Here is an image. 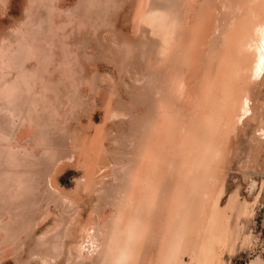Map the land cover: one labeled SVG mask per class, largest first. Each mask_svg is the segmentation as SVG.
I'll list each match as a JSON object with an SVG mask.
<instances>
[{"label":"rangeland","instance_id":"374dc122","mask_svg":"<svg viewBox=\"0 0 264 264\" xmlns=\"http://www.w3.org/2000/svg\"><path fill=\"white\" fill-rule=\"evenodd\" d=\"M6 1H8V3ZM55 1L56 6L53 7V4L55 5ZM55 1L53 0V3L52 0H49L48 4L50 7L52 6L55 15L59 17V21L61 23H66L65 27H61L62 25H59V22L54 20L50 22V24L52 23L54 26V29H52L53 31L51 29L48 30L41 28L43 29L41 32L39 26H33L30 28V30L32 31V34L35 33V36L37 37L36 38L27 33L28 24L26 26V23H21L22 21L24 22V20H27L24 18L28 14L27 9L30 11V8H34L31 6L27 8V5H29V0H0V36L14 33L17 35L16 33H19L18 35L21 37H19L20 39L17 37V43H19L17 46H21V49L23 46L24 55L22 56V60L28 61L23 63L24 65L22 69L25 71V75H28V78L26 79L23 76L24 73H21L23 71H20L19 75H22V80L17 81L22 82L20 83L21 86H24L22 84L26 83L28 88L25 85V90L29 89L32 91L33 88V90L36 89L35 91H37L38 89L42 90V87L46 89V93L43 89V95H40V97H42L41 102H43L42 107L44 106V109L46 112H48V114H50L52 111V115H58L59 117L54 118L50 114V116L47 117L48 119L43 117V120L46 119L44 122H53L54 124L58 123L56 126L54 124L53 125L57 131L59 130L58 132L60 133L57 139L58 142L56 145H54V150L52 153L49 148H46L44 152L41 148L37 149L39 151V155L43 153V157L40 156L42 157L41 160L43 158L45 160V162H39L42 164V174L40 175L37 184H35L33 181L30 182L32 189H36L38 192V201L36 202L35 200H31L30 202L28 199H31L33 194L27 189V187H24L25 185H21L23 189L19 186H17L15 190L13 187H10L11 194L10 192L6 193L5 203L3 205L0 204V264H42V259L30 253V251L33 249L32 246L37 242L36 240H44L48 236H51L53 239V242H50L53 247V253L45 254L55 257L54 260L51 261V264H95L93 263L94 260H97L96 264H100V257H98V254H96L94 251L96 250L97 252H101L105 250V247L101 246L105 240H97V238H100L98 236L99 229H101L103 226L105 227L106 225V229H109V222H112L113 216L116 212L115 208L112 207L114 201H112L111 195L115 194L116 197H119L116 195V193L123 194L126 187L124 183L119 181L120 178L116 179L114 176H112V174H108L106 176L104 173L105 170L111 168L119 169L121 170L122 177L124 179L131 174L134 164L136 163V158L141 157L143 154L140 147L143 143V139H147L146 133L150 128L151 123V121H149L147 118H150L149 115H153L154 118L157 109V101L161 98V96H166L172 101L174 106L176 105V107H178L180 111L179 116L185 115L186 117H189L192 114L197 113V106L194 105L193 102H195L194 100L199 96V94H202V90H204L203 88L206 83L208 86L207 90L210 88V76L214 75L217 69L215 66L217 63L216 53L219 51L220 46L224 44V37L221 31L223 30L224 33L226 31L228 32L231 29V23L233 24V18L239 16L236 13L237 5L239 4L237 0H190L189 11L187 14H185V17L188 20L186 24L187 31L184 32L183 36L187 35V32L190 31L193 25L198 27L200 30L198 37L203 35L206 36L205 40L196 41L200 46L199 53L193 51L191 42L195 41L185 39L184 42H186V47L181 53H179L176 57L174 56L175 54H173L169 57L160 59V57H158L159 44L157 39L149 34V30L147 28L143 26L140 28L138 25H134L136 22L133 21L132 13H135L136 10H138L137 8H141V6H143L145 3L173 6L181 5L183 0H150L149 2H146V0ZM89 2L96 5L92 7L89 5ZM37 3L38 5L40 3V8L48 9V4L45 3V7H43L42 2L38 1ZM100 4L108 5L110 12H107V14L103 10L102 12ZM38 5L36 4L37 7ZM1 7L5 13L1 12ZM39 7L35 9L40 12ZM89 8L93 10L92 13L85 12V10H90ZM95 8L99 11H97ZM52 9L50 10L51 12ZM38 11L37 13H39ZM79 11L80 14L78 15ZM32 12H29V14H33L34 16L37 14L35 10L33 13ZM101 12L105 14H102ZM33 15H31L32 18L30 17V21L34 20L40 23L43 20L41 24H44L45 19L42 17V15L38 14L40 17L36 15L37 18H39L38 21ZM212 17H214V19H212ZM61 18L64 21H61ZM71 18L72 20H70ZM85 19H87V21L89 20L88 25L87 23L81 21H85ZM207 23L210 24L207 25ZM68 25H75V27H69ZM89 25L90 27L92 25V29L89 27ZM80 26H88V28H83L82 30L85 29L83 32L80 30L82 28H80ZM76 27H79V30ZM65 31L66 33H64ZM52 32L53 34H51ZM75 32L77 35L72 37ZM85 32H89V37L87 36L88 33ZM63 35H69L70 37ZM79 35L80 37L77 38ZM81 36L83 37L81 38ZM262 36L264 39V33ZM84 37H88L89 39ZM70 38H75V42L77 39L80 40L81 38V41L79 44V40H77V43L73 42L75 44L72 46L71 41L74 40H71ZM84 39H88L87 44H85L87 41ZM18 40L23 43H20ZM93 45L94 47L96 45L97 50L93 48L96 50V52L100 48L99 55L101 56H97L98 54L95 55L97 56L96 59L98 68L96 69L98 70V73L95 75L93 83L88 85V87L85 84H78L81 85L79 87H77V85L74 86V82L77 81L76 76H78V74L75 75L72 70L70 71L72 68L71 63H69L70 65L62 63L61 51H65L67 54H69V56L73 57V61L76 57L82 58V55L85 57L83 53L84 50L88 54L92 53ZM31 46H33L36 50L33 51ZM77 46H79L78 49L76 48ZM90 46H92V50L90 49ZM49 47H51V49ZM81 47L83 51L79 50ZM28 51H30V53ZM36 51L38 52L36 58L33 59L28 56V54L31 55L32 52L35 54ZM80 52H82V55L79 54ZM48 53L49 55H47ZM51 53L52 56L50 55ZM94 53L95 52L92 54ZM241 53L242 52L238 53V58L241 56ZM58 57L61 59H58ZM260 57L262 59L260 66L255 70V72H253L249 82L243 85L245 94L240 100V103L237 104V121L231 125V128H228L230 126H227V129H225L227 131L225 132L224 130L225 135L223 131L222 133L220 132L221 135L223 134V138L216 140H219V143L217 144L220 146L217 145L219 148L215 146L218 152L215 153L211 164V167H213V165L217 167H213V171L216 173V176L214 175L215 178L212 176V179L209 180L210 182L214 183L217 188L223 187V195L221 196L219 206L224 209V206H230L229 202L231 201L232 206L231 208L226 207L227 209L225 208L223 213L219 214L220 216L215 217V219L217 218L214 223L215 228H213V232L211 233L213 235L210 237L212 240L211 242L207 243L211 249H209L206 245V247L209 249H207L209 253L213 252V254L210 253V257L213 259L215 258V264H264V48ZM27 58H29L30 61ZM42 58H45L47 62H45V59H43V61ZM121 58L123 61H121ZM48 59H51V64ZM52 60H55V62ZM56 61L57 64H59V62L60 64L62 63L61 68L60 64L56 65ZM86 61L88 62L85 63L92 65V60L86 59ZM43 62L44 64L42 66ZM34 63H37V65L40 63L39 67L47 74V76L50 75V78L48 77L46 80L42 78L43 81L40 79V77H38L37 79L41 80H38V86L36 82L32 81L33 79H30L27 82L29 77H32L29 75H31V72H33L32 67L35 65ZM45 63H48L47 65L49 66L47 67ZM123 63H129V66H122L121 64ZM177 64H181V66L183 65L185 67V71L181 70L185 77L186 92L188 93V95L185 94L184 98H182L183 96L178 98V96L172 95V90H170H174L172 86V81L174 80L170 79L171 71L173 68H175V66H177ZM67 66L69 71L67 70L68 72H65V75V73H61L60 70L63 69L64 71L65 67L67 68ZM10 68H12V70ZM10 68L7 70L9 77L12 75V78H17L14 73L15 69L13 68V65ZM57 72L60 75H58ZM62 75L66 77L63 80ZM148 75L153 76L157 87V91H153L152 96H150V92L148 93L149 96H145V92L148 90L145 88V82L147 84ZM57 77H59L61 80H58ZM18 78H20V76ZM23 80H26V82H23ZM167 81L170 83V87L160 89L161 87L166 86ZM39 82L41 84H39ZM71 82L74 84H71ZM44 83L46 85L45 87L43 85ZM32 84H35V88ZM47 85L50 86L53 91L52 89L49 90L50 88ZM82 85L85 86L83 87ZM53 86H56L57 89L54 90L55 88H53ZM73 89H77L81 92H78L77 90L76 92ZM159 90H162L161 93L164 92L170 94H159ZM50 91L55 94L51 93ZM79 93L81 94V96L79 95L80 97L77 95ZM88 93L92 96L95 102H88V100L85 98L86 94ZM212 94L215 96L216 100L221 97V94H219L218 90L212 89ZM52 95L56 96L57 101H54V99L51 97ZM68 95L71 99L67 97ZM48 97L50 98L47 99ZM64 97H66L67 100ZM73 97L79 101L82 100V104L84 102V104H81V107L79 108L80 111L72 104L71 106L69 105L72 109L68 106V104L73 103ZM131 99H134L135 101L134 107L128 105V102ZM2 102L3 99H1L0 104ZM147 108H150L151 110H147ZM172 108L174 109V107ZM77 109L79 111L78 113H76ZM205 112L206 113L204 114L211 115L213 111ZM74 114L75 116H73ZM56 119L59 121L57 122ZM173 120L174 123H177V127L175 126L174 130L178 131V128H180L179 117L174 116ZM68 124H71L69 125L70 131L66 132L65 126ZM1 128L0 131L2 134H0V136L2 137L0 138H7L8 135ZM25 128H27L26 130L28 132L24 134V137L30 138L29 140H32L33 134H31V132L33 133L35 128L33 127V130H31L30 127ZM71 132H73L72 134L75 135L72 136ZM4 133L7 137L4 135ZM177 135L178 134L176 133H169L166 134L165 137L167 139H174ZM6 146H8V144H6ZM24 149L35 153V150L32 148L26 147ZM217 153L218 155H216ZM168 154L170 153L167 152L165 158L168 156ZM173 155L174 154H172V156ZM172 156L169 155L168 158L171 157V160H173L172 158L177 157V155H174L173 157ZM91 162H93L94 170H89L87 167L88 163ZM30 171L32 170L30 169L28 171L29 176L31 179H34L35 177L32 176L35 174V171L32 174ZM18 188L23 190H21L24 194V197L22 198H27L29 205H31L32 208L40 213L37 219H33V217L35 218V214H31L32 217L29 215L31 218L27 219L26 221V217L28 216L29 212L27 213V216L26 213L20 212L21 209H19V207L22 205L23 201L19 200L23 199L18 198V202L15 198V192L17 193L16 190H18ZM21 191L18 190L19 193H21ZM25 191H27L26 194ZM208 194L211 195L210 191ZM28 196L30 197L28 198ZM229 197H231V199ZM8 199L9 201H7ZM159 204H156V206L159 205V209L161 206V212H158L159 209L156 207L152 208L158 212V217L156 212L153 213L154 210H152L153 212H150V214L154 215L155 219H159L161 214V217H163L165 214L162 203ZM202 216L197 215V219L200 218L199 221H201V224L197 225L194 223L191 231L185 238L188 247H183L184 250L181 249V252H185L183 254H179L181 255L179 259L184 264H189L188 262H190V254H187V252L190 253V247H193V245L195 246V244L198 242V234H201L199 232V228L205 225V222L207 221L205 217L201 219ZM88 219H90L91 223L89 226V232H82L85 226L84 222H86ZM203 220H205L204 224L202 223ZM22 221L26 222H24L25 225H27V222L29 221L28 227L25 225L23 226L24 223ZM19 226L22 228H19ZM32 227L33 229H31ZM29 229L32 230L31 233ZM95 229L97 232H95ZM154 230L156 231L155 234H157V238L154 241H150L154 242L155 246L157 247L159 243V232L155 228ZM12 232L14 234H19H15L14 236ZM8 233L9 236H7ZM11 233L14 237H11ZM25 236L27 237L25 238ZM212 236L215 237L213 238ZM96 240L97 242L95 243ZM16 242H20L19 244L22 245L20 246L18 244L17 246ZM152 242L149 249L152 248L153 251L157 252V249ZM210 243L213 244L210 246ZM23 245H26L27 247ZM79 245L83 247L80 246V248H78ZM77 251H79V254ZM119 251L121 254V249ZM145 251L147 250H137L136 254L134 255V257H137L132 259L130 258L132 262H129V264H137L138 261L140 262L142 260L143 256L145 258L150 254L149 252H151V250L147 251L149 254L146 253L145 256ZM76 255L79 257L78 260L83 262H75ZM154 255L156 256V254H153L152 256L149 255L152 258H143L144 262L146 259L149 261L144 263L142 260L141 263H155L156 257ZM138 256H142L141 259H139ZM153 258L155 260L151 261Z\"/></svg>","mask_w":264,"mask_h":264},{"label":"bare ground","instance_id":"6f19581e","mask_svg":"<svg viewBox=\"0 0 264 264\" xmlns=\"http://www.w3.org/2000/svg\"><path fill=\"white\" fill-rule=\"evenodd\" d=\"M38 1L42 2L43 7H45L44 6L45 3L46 4L49 3V0H45V1L44 0H29V5H27L28 6L27 8H29V6L34 7V8H30V11H28L29 9H27L28 14L24 17L27 20H24V22H23L21 19V21H22L21 23H26L25 24L26 26L28 24V26H27V33L28 34L32 35L33 37H36L35 33L32 34L31 33L32 31L30 30V28L33 26H39L41 32L43 30L41 28H45L48 30L54 29L53 28L54 26L52 25V23L50 24V22L52 20L59 22L58 24L62 25L61 27H65L66 23L65 22L61 23L59 21V17H57L55 15V12L53 11L52 6L50 7V5L48 4V9L47 8H45V9L40 8L39 7L40 3H39V5L37 3ZM149 1L150 0H146V2H149ZM237 1L239 2V4L237 5L236 13L239 16L233 18V24L231 23V29L228 32L226 31L224 33L223 30L221 31V33L224 37L223 38L224 44H222L220 46L219 51L216 53L218 58L216 57L217 63L215 64V66L217 67V69H216V72L214 73V75L210 76V88H209V90H207L208 86L206 83L204 88H203L204 90H202L203 91L202 94H199V96L194 100L195 102H193V104L197 106V113L192 114L189 117H186L185 115L179 116L180 111H179L178 107H176V105L174 106L172 104V101L169 100L166 96H161V98L157 101V109H156V114H155L154 118H153V115H151V116L149 115L150 118H147L149 121H151V123H150V128L148 129V131L146 133L147 139H143V143L140 147L143 154L141 155V157L136 158V163L134 164V168H133L131 174L127 178L124 179L122 177L121 170H119V169L111 168V169L105 170L104 173L106 176L108 174H112V176H114L116 179L120 178L119 181L124 183L126 187H125V192L123 194L116 193V195H118L119 197H116L115 194L111 195V197H112L111 199L115 203V204L113 203V206L112 205L111 206L115 208L116 212H115V215L113 216L112 222L110 223L108 221L109 222V226H108L109 229L108 230L106 229V227H107L106 224H105L106 225L105 227L103 226L101 229H99V235L98 236L100 238L99 239L97 238V240H101V241L105 240L101 245L102 247H105V250H103L101 252H97L96 250L94 251V252H96V254H98L97 256L100 257V264H122V263L123 264H129V262H132V260H130V258L132 259V258L137 257V256L134 257V255L136 254L137 250L139 251V249H141L142 251L143 250H147V251L151 250V252H149L150 254L147 251H145L144 252L145 256H146V253H148L150 256H152L153 254H156V256L154 255L156 257V260L154 258L151 259V261L155 260V263L153 262V264H184L182 261H180L179 257H181V255H179V254L182 253L181 249H183V247L184 248L188 247L186 244L185 238H186V236H188V233L191 231L193 224L194 223H196L197 225L201 224V221H199L200 218L198 217L199 219H197V215H201V216L203 215L201 217V219L203 217H205L207 221L206 222H205V220L202 221L203 224L205 222V225H203L199 228V232L201 234H198L199 236L197 235L198 236V242L195 244V246L193 245V247H190V250H189L190 253L187 252V254H190V256H189L190 262H188V263L189 264H213V262L215 261L214 260L215 258L213 259L212 257H210V255L213 254V252H210L211 254L209 253L208 250L211 248H209V246H208L209 244H207V243L211 242V240H212V238H210V237H211V235H213V234H211L213 232V228H215L214 223H215V220L217 219V218L215 219V217L220 216L219 214L223 213V211L226 207L231 208V206H232V204H231L232 201L229 202L230 206L229 205L224 206V209H222L219 206L221 196L223 195V187L217 188L214 185V183L210 182V180H209V179H212V176L214 178L216 176L215 175L216 173L213 171V167L215 165H213V167H211L213 157H214L215 153L218 152L216 150L215 146L218 148L220 146L219 144H217V143H219V140L218 141H216V140L219 138H223L222 137L223 134L221 135L222 131L224 132V130L227 129V126H230L228 128H231V125L237 121V117H236L237 104L240 103V100L243 98V96L245 94L243 85L247 84L249 82L253 72H255V70L260 66V64L262 62V59L260 56H261V52L263 51V48H264L263 47L264 39L262 36V34L264 33V0H237ZM6 2L8 3V1H6ZM52 2H53V0H52ZM36 4L38 5L40 12L35 9V8H38L36 6ZM92 4L93 3L89 2V5L92 7L94 5H96V4H93V5ZM4 6H5V4H4ZM54 6H56V1H55V5L53 4V7ZM92 7H90V8H92ZM189 7H190V0H183L181 5H173V6H164L162 4H147V3H145L143 6H141V8H137L138 10H136L135 13H132L133 14V21L136 22V23H134V25H136V26L138 25V27H140V28H142V26L147 28L149 30V34H151L152 37L157 39L158 44H159L158 57H160V59L165 58V57H169L173 54H175L174 56L176 57L186 47V42H184L185 39L190 40V41H195V42H191V44L193 46V51L199 53L200 46L196 41L197 40L198 41L205 40L206 36L203 35V36L198 37L200 34V30L198 29V27L193 25L191 27L190 31L187 32V35L183 36L184 32L187 31L186 24H187L188 20L185 17V14H187V12L189 11ZM49 8L52 9V12L50 11L51 9H49ZM56 8H58V7H56ZM100 8H101V11L103 10L106 14H107V12H110L108 5L102 4L100 6ZM175 8H176V11H175ZM32 9H34L36 11V13H37V11L39 12L36 14L38 17H40L39 15H42V17L45 19L44 24H43L44 26L41 24V22L43 21L42 19H40V20H42L41 22L39 21L40 23H38L34 20L30 21V19L32 18L31 15H33V14L30 15L29 12H32V11L34 12V10H32ZM42 9H43V11H42ZM96 10L99 11L98 9H96ZM80 11H82V10H80ZM80 11L78 12V15L80 14ZM92 11H93L92 9H90L88 11L85 10V12H87V13L88 12L92 13ZM1 12L2 13L4 12L3 8L1 10ZM42 12H43V14H42ZM59 12H61V11H59ZM95 13H98V12H95ZM105 13H102V14H105ZM36 15L35 16L33 15L34 18L35 17L37 18ZM22 18H23V16H22ZM81 18H82V16H81ZM95 18H96V16H95ZM38 19L39 18H37L36 20L38 21ZM212 19H214V17H212ZM62 20L63 19L61 18V21ZM70 20H72V18ZM91 20H92V18H91ZM81 21L87 23V25H88L89 20L87 21V19H85V21L84 20H81ZM48 22H49V24H48ZM19 24H20V22H19ZM209 24L210 23H207V25H209ZM75 25H76V22H75ZM75 25H73V26L75 27ZM73 26L70 25L69 27H73ZM81 27L82 26H80V28ZM89 27H90V25H89ZM91 27H92V25H91ZM21 28H22V26H21ZM76 28H78V30H79V27H76ZM83 28L87 29L88 26L82 27L80 30H82ZM67 29H68V27H67ZM91 29H89V30H91ZM84 30H82V31L84 32ZM93 31H95V30H93ZM93 31H91V32H93ZM54 33H55V31H54ZM64 33H66V31ZM85 33H88L87 36L89 35V32H85ZM16 34L17 35H15V33L14 34H4V35L0 36V101H1V99H3V102L0 104V106H1L0 124L2 125V126L0 125L2 127V128L1 127L0 128L3 129L4 132L8 135V137H7L6 134L4 133V135L7 138H5V137H4V139L0 138V204L1 205H3L6 201L5 200V194L9 193V192L11 194L10 187H13L15 190L17 188V186H19L20 188L23 189V187H21V185L22 186L25 185L24 187H27V189L33 194V197L31 199L29 198L30 196H28V198H29L28 200L30 202H31V200H35L36 202L38 201V192L36 189H34V190L32 189L30 182L33 181L35 184H37V181L39 180V177L42 174V171H41L42 170L41 169L42 164L41 163L43 161L45 162V160H44V158L41 160V158L43 157L42 156L43 153H41V155H39V151L37 149L41 148L42 151L44 152V150L46 148H49L51 153H52V151L54 150V145L57 144V142H58L57 139H58V136L60 135V133L58 132L59 130L57 131V129L55 128V126L58 124L57 122L59 120L57 121V119H56L57 124H54L53 122H51V123L44 122L46 119L43 120V117L47 118L52 113V111H51V113L48 114V112H46V110L44 109V106L42 107L43 102H41L42 97H40V95H43L44 91H42V90L44 88L42 87V90H39L37 88L38 89L37 91H35L36 89L33 90V88H32V91L29 89L25 90L26 88L24 86L26 85V83L22 84L24 86H21L20 83H22V82L17 81V80H22L21 79L22 75H19V74H20V71H23L22 70L23 65H24L23 63L26 62L27 60L26 61L22 60V56L24 55L23 46H22V49H21V46H19V47L17 46V44H19V43H17V39L21 36L18 35L19 33H16ZM51 34H53V32ZM76 35L77 34L75 32V34L72 37H74ZM63 36H66V35H63ZM66 37H70V36L68 35ZM79 37H80V35L77 38H79ZM82 37L83 36H81V38ZM88 37H84V38H88ZM54 38H56V37H54ZM81 38H80V40L77 39V40H79L78 44L80 43ZM74 39H71V40H74ZM88 39H84L85 41H87V42H85V44L88 43ZM77 40H76V42H75V40L71 41L72 46H73V44L77 43ZM84 40H83V43H84ZM18 41H20V40H18ZM89 41H91V40H89ZM100 41H102V40H100ZM73 42H75V43H73ZM20 43H23V42L20 41ZM78 44H76V45H78ZM89 44H88V46H89ZM85 46H87V45H85ZM85 46H84V48H85ZM31 47H32L33 51L36 50L33 46H31ZM64 47H65V45H64ZM78 47L79 46H77L76 48L78 49ZM91 47L92 46H90V49H91ZM49 48L51 49V47H49ZM93 48H95L97 50L96 45H95V47L93 45L92 49ZM72 49H73V47H72ZM60 50H62V49H60ZM79 50L83 51L82 47ZM86 50H88V49H86ZM96 50L93 49V52H95L94 54H92L93 53L92 51H91L92 53L88 54L84 50L83 53H84L85 57H87V58H85L81 54L82 52H80L79 54L82 55V58L76 57V58H74L73 61H72L73 57L69 56V54H67L65 51H61L62 52V56H61L62 63L68 64V65H70L69 63H71L72 68L70 69V71L72 70L75 73V75L78 74V76H76L77 81L74 82L75 84L72 83L73 81L71 82V84H74V86L77 85V87L81 86L78 84H85L88 87V85H91L93 83V79L95 78V75L98 73V70L96 69V68H98L96 57L101 56V55H99L100 48L97 52H96ZM70 51H72V50H70ZM28 52L30 53V51H28ZM239 52H242V53H241V56L238 58ZM37 55H38L37 51L35 52V54L33 52L31 53V55L28 54V56L33 58V59L36 58ZM47 55H49V53ZM50 55L52 56V53ZM95 55H97V56H95ZM47 57H46V59H47ZM61 58L58 57V59H61ZM27 59L29 60V58H27ZM43 59H45V58H42V60ZM46 59H45V62H47ZM86 59L92 60L91 61L92 65L85 63V62H88V61H86ZM40 60H41V58H40ZM50 60H49V62H50ZM52 61L55 62V60H52ZM121 61H123L122 58H121ZM40 62H42V61H40ZM43 64H44V62L42 63V66H43ZM50 64H51V62H50ZM59 64H60V62H59ZM59 64H57V61H56V65H59ZM61 64H60V68H61ZM181 64H177V66H175V68L172 69L171 77H170L171 80H174V81H172L173 82L172 86H173L174 90L170 89V90H172L171 94L178 96V98L182 97V96H183L182 98H184L185 94L188 95V93L186 92L185 77H184V74L182 73V71H185V67L183 65L181 66ZM12 65H13V68L15 69L14 73L17 76V78L13 77L14 79L12 78V75H11V77H9V73H7V70ZM39 65H40V63L38 65L36 63L32 67L33 72L27 70L33 74V75L32 74L29 75V76H32L33 78L29 77L27 82L30 79L31 80L33 79L32 81L36 82V84H37V82L39 80V79H37L38 77H40L41 80H42V78H44V80H46L48 77L50 78V75L47 76V74L39 67ZM121 65L127 67V66H129V63H123ZM48 66L49 65H47V67ZM44 68H45V66H44ZM10 69L12 70V68H10ZM58 70H60V69H58ZM67 70H68V66H67V68L65 67L64 71L62 69V70H60V72L65 73V72L69 71V70L68 71ZM49 71H50V69H49ZM24 72L25 71H23L21 73H24ZM53 72H54V70H53ZM49 74H50V72H49ZM53 74H55V73H53ZM57 74H58V72H57ZM58 75H60V74H58ZM65 75H66V73H65ZM19 76H20V78H18ZM23 76L26 79L28 78L27 77L28 75H25V73L23 74ZM62 76H61V78H62ZM64 76H63L62 80L64 78H66ZM57 78H58V80H61V79H59V77H57ZM211 78H212V80H211ZM51 79H52V77H51ZM156 79H158V78H156ZM41 80H39V81H41ZM164 80H166V79H164ZM24 81L26 82V80H23V82ZM70 81H71V79H70ZM39 84H41V83L39 82ZM32 85L34 87L35 84H32ZM43 85H44V87L46 86L45 83ZM37 86H38V84H37ZM56 86L55 87L53 86V88H55L54 90L57 89ZM48 87L50 88V86H48ZM87 87H85V88H87ZM169 87H170V83L167 81L166 86L161 87L160 89L169 88ZM27 88H28V86H27ZM145 88L149 90V91L147 90L145 92V96H149L148 95L149 92H150V96H152V92L157 91L156 82H155L153 76L148 75V81H147V84L145 82ZM51 89L52 88H50L49 90H51ZM212 89L218 90L219 94H221V97L219 99H217V100L215 99V96L212 94ZM44 90L46 93V89H44ZM73 90H75V89H73ZM52 91H53V89H52ZM78 92H81V91H78ZM161 92H162V90L158 91L159 94H170V93H164V92L161 93ZM51 93H53V92H51ZM73 93H74V91H73ZM53 94H55V93H53ZM77 95L81 96L80 93ZM51 97L54 99V101H57L56 96L52 95ZM67 97H69V99H71L69 95ZM49 98L50 97H48L47 99H49ZM64 98H66V97H64ZM85 98L88 100V102H92V103L95 102V100H93L92 96L89 93L86 94ZM69 99H68V101H69ZM60 100H62V99H60ZM66 100H67V98H66ZM81 101H79L73 97V103L68 104V106L69 105L71 106V104H72L74 107L79 109L81 107V104H82ZM47 103H49V102H47ZM134 103H135L134 99L133 100L131 99L128 102V105L134 107ZM50 104H51V102H50ZM83 104H84V102H83ZM85 104H87V103H85ZM52 105H53V100H52ZM171 106L174 107V109ZM47 107H49V106H47ZM56 107H58V106H56ZM150 107H151V105H150ZM70 108H69V110H70ZM47 109H49V108H47ZM51 109H53V108H51ZM78 109H77L76 113H78L80 111V109H79V111H78ZM81 109H83V108H81ZM148 109H150V108H147V110ZM74 111H75V109H74ZM205 111H207V112L213 111V112L211 113V115H206V114H204V113H206ZM52 114H51V116L54 118L59 117L58 115L54 116ZM54 114H57V113H54ZM75 114L73 116H75ZM76 116H77V114H76ZM174 116L179 117V120H180V123H179L180 128H178V131L174 130V127L175 126L177 127V123H174V120H173ZM183 118H185V119H183ZM69 125H71V124H68L65 126L66 132L70 131ZM25 127H30L31 130H33L35 128V131H33V133L31 132V134H33L32 137L34 139L32 138V140H29L30 138L24 137V134H26L28 132L26 130L27 128H25ZM63 129H64V125H63ZM24 130H26V131H24ZM226 131L227 130H225V132ZM225 132H224V135H225ZM72 133L73 132H71V135L74 136L75 134H72ZM169 133H176L178 135L174 139H167L165 137V135L169 134ZM0 134H2L1 131H0ZM220 135H221V137H220ZM0 137H2V136H0ZM141 141H142V139H141ZM220 141H221V139H220ZM6 144H8V146H6ZM217 145H219V146H217ZM26 147L32 148L33 150H35V153H32V152L25 150L24 148H26ZM167 152H169L170 154H168V156L165 158ZM172 154L177 155L176 158L174 157L175 159L172 158L173 160H171V157L168 158L169 155L172 156ZM216 155H218V153ZM40 156H42V157H40ZM219 157H220V155H219ZM46 160H48V159H46ZM39 162H41V163H39ZM43 165H45V164H43ZM93 166H94L93 162L88 163V165H87L89 170H94ZM30 169L32 170V171H30L31 174L35 171L34 172L35 174L32 176V177H35L34 179H31L29 176L28 171ZM169 183H170L171 188L169 187ZM208 184H209V186H208ZM20 188H18L19 191L22 190V189L20 190ZM18 190H16L17 193L15 192V194H16L15 198L17 199V201H18V198L20 199V198L24 197V194L22 193L23 190L21 191V193H19ZM209 191H210L211 195L208 194ZM26 193H27V191H25V194ZM6 197H7V195H6ZM229 198L231 199V197H229ZM230 199H229V201H230ZM28 200H27V198L23 199V200H19V201H23L22 205L19 207V209H21L20 212L26 213V216H27V213L29 212L28 216L26 217V221H27V219H30L33 214H35V218L33 217V219H37L38 216L40 215V213L38 211H36L34 208L31 207V205H29ZM7 201H9V199ZM10 202H11V200H10ZM159 203H162V206L164 207V210H165V214L163 217H161L162 216V214H161L160 215L161 218L159 217V219H155L154 215L150 214V212L152 210H154L152 208L156 207L159 209V205H160ZM156 204H159V205L156 206ZM226 205H227V203H226ZM4 209H5V207H4ZM19 209H16V210H19ZM12 210H10V211H12ZM14 210H15V208H14ZM160 210L162 211L161 206H160V209L158 210V212ZM15 212H17V211H15ZM155 212L157 213V217H158L159 216L158 212L154 210L153 213H155ZM110 213H112V212H110ZM162 213H164V212H162ZM113 214H114V212H113ZM29 215L31 217H29ZM6 218H7V216H6ZM90 219H88L86 222H84L85 226H84L82 232H89V226L91 225ZM109 219H110V217H109ZM100 221H102V220H100ZM25 223L23 224V226L25 225ZM28 223H29V221L27 222V225H25V226L28 227ZM104 223H106V222H104ZM22 224H21V226H22ZM21 226H19V228ZM0 228H1V226H0ZM5 228H7V227H5ZM154 228L156 230H158V232H159V236H158L159 237L158 238L159 243H158L157 247L155 246L154 242H152V241L156 240V238H157V236H156L157 234H155L156 231L154 230ZM23 229H25V228H23ZM31 229H33V227ZM221 231H222V229H221ZM10 232H11V230H10ZM31 232H32V230H30V233ZM95 232H97L96 229H95ZM215 232H217V231H215ZM30 233H28V234H30ZM13 234L11 235V237L13 236ZM15 234L18 235L19 233L18 234L15 233ZM15 234H14V236H15ZM21 235H22V232H21ZM7 236H9V233ZM26 237L27 236H25V238ZM212 237L214 238L215 236H212ZM207 238L209 239V241ZM45 239H47L48 241ZM45 239L44 240L43 239L36 240L37 242L33 245L34 247L31 245L33 249L31 251L30 250L29 251L33 255L42 259V261H43L42 264H51L52 263L51 261H53L55 257L49 256L46 254L53 253V251H52L53 247L50 243V242H53V239L51 236H48ZM97 240L95 241V243L97 242ZM150 240H152V241H150ZM20 242H16L17 246ZM24 242H22V243H24ZM151 242L156 247L157 252L153 251L152 248L149 249ZM28 244H29V242H28ZM212 244L213 243H210V246ZM206 245L208 246L209 249L206 247ZM23 246H26V245H23ZM80 246L81 245H79L78 248H80ZM81 247H83V246H81ZM120 249L122 252L121 254L119 253ZM152 251L156 252V253H153ZM77 252L79 254V251H77ZM184 252L185 251H183V253ZM140 253H142V252H140ZM144 253H143V255H144ZM151 253H152V255H151ZM149 255L147 257H150ZM142 256H138L139 259H141ZM147 257H145V258H147ZM143 258H144V256L142 257V260H143ZM150 258H152V257H150ZM78 259H79V257H78V255H76V257H75L76 261L75 262H77V263L83 262V261L78 260ZM128 260H130V261H128ZM94 261H93V263L96 264L97 260H94ZM141 261L140 262L138 261L139 264H142ZM147 261H149V260L146 259L145 262L143 260L144 263H146ZM98 262H99V260H98ZM138 262H137V264H138ZM214 264H215V262H214Z\"/></svg>","mask_w":264,"mask_h":264}]
</instances>
